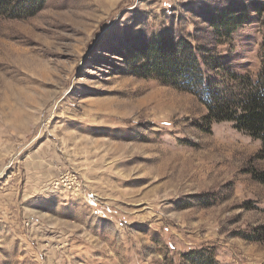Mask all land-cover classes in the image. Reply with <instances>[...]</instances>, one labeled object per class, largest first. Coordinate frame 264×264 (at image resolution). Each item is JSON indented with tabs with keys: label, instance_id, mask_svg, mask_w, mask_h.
Masks as SVG:
<instances>
[{
	"label": "rangeland",
	"instance_id": "obj_1",
	"mask_svg": "<svg viewBox=\"0 0 264 264\" xmlns=\"http://www.w3.org/2000/svg\"><path fill=\"white\" fill-rule=\"evenodd\" d=\"M263 17L264 0H45L0 18V264H264L260 141L132 70L183 40L207 77H255Z\"/></svg>",
	"mask_w": 264,
	"mask_h": 264
},
{
	"label": "trees",
	"instance_id": "obj_2",
	"mask_svg": "<svg viewBox=\"0 0 264 264\" xmlns=\"http://www.w3.org/2000/svg\"><path fill=\"white\" fill-rule=\"evenodd\" d=\"M45 0H0V18H19L32 15ZM259 10V6L254 7ZM236 15L227 8L222 9L213 25L222 34L230 33L241 26L248 13L243 7ZM231 13V14H230ZM262 24L264 26V17ZM264 48V43L263 46ZM148 55L136 62L132 70L139 76H153L165 84H177L199 95L206 106L204 119L208 125L228 121L238 130L260 141L258 158H264V57L255 77L249 72L227 71L226 82L203 74L195 51L186 42L163 40L149 42ZM225 76V75H223ZM252 177L264 183V171L252 172ZM195 251L192 252L194 255ZM211 255V256H210ZM204 264H219L210 253Z\"/></svg>",
	"mask_w": 264,
	"mask_h": 264
},
{
	"label": "bare ground",
	"instance_id": "obj_3",
	"mask_svg": "<svg viewBox=\"0 0 264 264\" xmlns=\"http://www.w3.org/2000/svg\"><path fill=\"white\" fill-rule=\"evenodd\" d=\"M234 140V139H233Z\"/></svg>",
	"mask_w": 264,
	"mask_h": 264
}]
</instances>
